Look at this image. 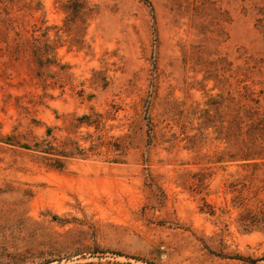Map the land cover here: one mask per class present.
<instances>
[{"label":"rangeland","instance_id":"374dc122","mask_svg":"<svg viewBox=\"0 0 264 264\" xmlns=\"http://www.w3.org/2000/svg\"><path fill=\"white\" fill-rule=\"evenodd\" d=\"M0 264H264V0H0Z\"/></svg>","mask_w":264,"mask_h":264}]
</instances>
